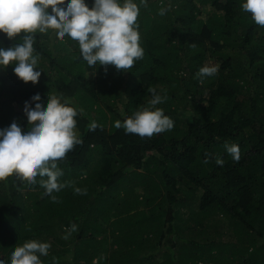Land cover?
<instances>
[{
    "label": "trees",
    "instance_id": "trees-1",
    "mask_svg": "<svg viewBox=\"0 0 264 264\" xmlns=\"http://www.w3.org/2000/svg\"><path fill=\"white\" fill-rule=\"evenodd\" d=\"M134 2L144 56L127 72L89 68L78 43L53 29L33 34L38 83L19 79L15 62L0 67V129L16 121L27 131L24 102L55 94L77 110L82 141L57 162L68 184L52 193L59 202L39 176L0 181V260L10 264L14 247L37 240L51 245L42 264H264V27L244 0ZM23 35L0 32V47ZM206 54L219 71L201 82ZM150 86L167 96L157 107L172 130L142 139L116 128L152 98ZM225 142L238 144V162ZM72 224L78 231L63 239Z\"/></svg>",
    "mask_w": 264,
    "mask_h": 264
},
{
    "label": "clouds",
    "instance_id": "clouds-1",
    "mask_svg": "<svg viewBox=\"0 0 264 264\" xmlns=\"http://www.w3.org/2000/svg\"><path fill=\"white\" fill-rule=\"evenodd\" d=\"M147 7V0H140ZM245 12L251 14L253 21L264 27V0H244L241 5ZM167 8H160L158 14L163 16ZM140 7L134 0H93L89 7L85 0H0V32L9 40L23 33V43L14 47H0V67H7L13 62L14 74L24 82L38 83L41 71L37 68L39 56L34 53V35L37 31L45 33L55 30L59 40L65 36L78 43L80 54L89 68L99 64L112 65L121 72L134 67L137 60L143 59L144 49L140 45L138 16ZM219 71V65L202 66L196 76L201 80L212 77ZM152 98L146 105L140 106L131 116L115 122L116 128H123L126 134H135L140 138H152L154 135L172 130L173 120L164 114L157 105L163 103L167 96L160 95L156 89L149 87ZM39 93L31 97L36 102L34 107L29 101L24 102L23 111L27 117L28 130L22 131L16 121L0 129V181L15 174L29 184H36L37 177L46 194L53 202H59L53 192H59L66 183H60L63 174L58 168V161L75 145L81 144L75 128L78 115L70 101L50 94L46 103H39ZM82 111V110H81ZM30 126V127H29ZM99 125L93 121L90 130ZM226 152L234 161L240 159L238 144L225 142ZM206 153L202 163H209ZM216 164L223 166L224 160L216 157ZM46 177L47 179H44ZM76 194H86V190L75 189ZM68 239L78 227L72 224L66 230ZM51 245L37 240L25 241L14 247L10 264H42L41 256H47ZM0 264H5L0 260ZM93 264H97L96 261Z\"/></svg>",
    "mask_w": 264,
    "mask_h": 264
},
{
    "label": "rangeland",
    "instance_id": "rangeland-1",
    "mask_svg": "<svg viewBox=\"0 0 264 264\" xmlns=\"http://www.w3.org/2000/svg\"><path fill=\"white\" fill-rule=\"evenodd\" d=\"M213 63H214L213 57L211 55H209V54H206L205 55V60H204V63L203 64L209 65V66L217 65L218 64V63H216V64H213ZM89 75L92 76V75H94V73L90 72ZM13 107H15V109H17L19 111H21V109H22V105H20L19 103H14L13 104ZM178 113L180 115H184V117H186V118H190V115L187 114V113H184V110L181 107H180V109H178ZM75 132H76V134L78 133V128L77 127L75 128ZM67 244L68 243H65L63 241H60V242H59V240L56 241V247L58 248V250H63V248L65 249V247L68 248V245ZM98 255H100V256H106L107 254H106V252L103 251V249H101L99 251ZM96 259L97 258H95L94 261H96Z\"/></svg>",
    "mask_w": 264,
    "mask_h": 264
}]
</instances>
